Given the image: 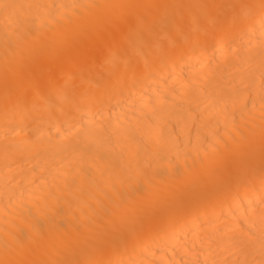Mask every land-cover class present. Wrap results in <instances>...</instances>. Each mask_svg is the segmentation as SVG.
<instances>
[{
	"label": "bare ground",
	"instance_id": "1",
	"mask_svg": "<svg viewBox=\"0 0 264 264\" xmlns=\"http://www.w3.org/2000/svg\"><path fill=\"white\" fill-rule=\"evenodd\" d=\"M0 264H264V0H0Z\"/></svg>",
	"mask_w": 264,
	"mask_h": 264
}]
</instances>
